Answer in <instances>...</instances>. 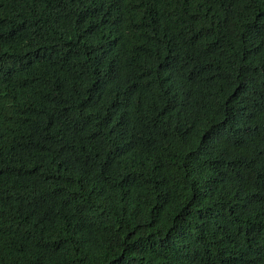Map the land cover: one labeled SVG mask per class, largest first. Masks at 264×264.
Listing matches in <instances>:
<instances>
[{"label": "trees", "instance_id": "trees-1", "mask_svg": "<svg viewBox=\"0 0 264 264\" xmlns=\"http://www.w3.org/2000/svg\"><path fill=\"white\" fill-rule=\"evenodd\" d=\"M0 264H264V0H0Z\"/></svg>", "mask_w": 264, "mask_h": 264}]
</instances>
